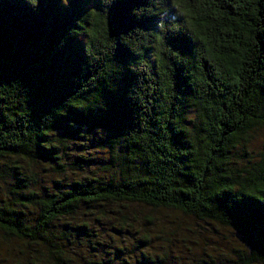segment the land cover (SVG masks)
Masks as SVG:
<instances>
[{"label":"trees","instance_id":"1","mask_svg":"<svg viewBox=\"0 0 264 264\" xmlns=\"http://www.w3.org/2000/svg\"><path fill=\"white\" fill-rule=\"evenodd\" d=\"M263 132L264 0H0V264H181L127 205L264 264Z\"/></svg>","mask_w":264,"mask_h":264},{"label":"rangeland","instance_id":"2","mask_svg":"<svg viewBox=\"0 0 264 264\" xmlns=\"http://www.w3.org/2000/svg\"><path fill=\"white\" fill-rule=\"evenodd\" d=\"M263 139L264 132L259 134L250 149H255L253 152H256L260 148L259 145ZM86 140H88V138H86ZM78 147L83 148V151L85 148L91 150L93 148L90 144L84 142H82V145ZM87 151L90 152L89 157L92 159L93 157H97L99 155L97 151ZM34 172L36 173L35 180L36 186L38 187L36 190L43 189V186L51 188L56 186L53 183L54 177L52 176V172L47 165H35ZM5 189L6 186L0 184V193H3ZM127 207H129L128 212L131 215L137 216L139 220L138 222L145 226L140 225L141 228L152 234V241L150 244L153 246L152 248H161L162 251L170 249L174 251H181L177 259L182 261V263L185 261L186 263L190 262L192 264H205V262H210L211 259H215V264H232L233 259L235 258L234 249L244 248L237 233L224 229L218 225L197 221L188 216L185 217L172 211H152L151 209L140 205H127ZM139 230L141 229H138V231ZM107 236L108 233L105 234L104 238L100 237L98 240L101 243L110 244L111 241L108 240L110 237ZM139 236L140 235L138 233H135L136 238ZM157 236L159 237L156 238ZM128 239L129 240L126 242L127 247L132 248L134 238L128 236ZM129 241L131 242V245H129ZM3 243L4 242L0 237V245H3ZM97 247L101 248V246ZM14 249L15 251H20L23 248ZM88 249L90 248H87L86 250ZM3 250H5V248H3ZM90 252L93 253V251ZM19 255H21V260L25 262V258L22 254ZM77 255V258L81 261L91 258L89 255ZM82 257L85 258L83 259ZM193 259L194 262H192ZM218 259H221L222 261L219 262Z\"/></svg>","mask_w":264,"mask_h":264}]
</instances>
